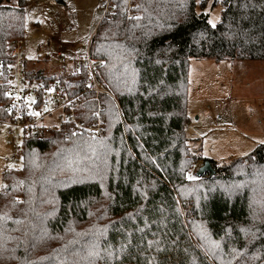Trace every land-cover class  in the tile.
Instances as JSON below:
<instances>
[{"label": "trees", "instance_id": "1", "mask_svg": "<svg viewBox=\"0 0 264 264\" xmlns=\"http://www.w3.org/2000/svg\"><path fill=\"white\" fill-rule=\"evenodd\" d=\"M207 1L132 0L127 17V0H112L90 44L109 91L99 96L104 134L65 124L21 140V166L2 172L0 264H57L74 249L77 264H264V143L219 165L189 153L184 131L190 58L264 60V0H213L222 7L215 25ZM24 15L25 0H0L2 55L23 38ZM62 79L71 94L86 85L84 74ZM95 110L90 100L77 117L87 122ZM205 160L214 175L191 183L188 169ZM190 184L182 209L177 194ZM104 191L98 227L73 232ZM56 239L64 244L54 261Z\"/></svg>", "mask_w": 264, "mask_h": 264}, {"label": "rangeland", "instance_id": "2", "mask_svg": "<svg viewBox=\"0 0 264 264\" xmlns=\"http://www.w3.org/2000/svg\"><path fill=\"white\" fill-rule=\"evenodd\" d=\"M212 1H207L203 12L208 14V22L215 25L220 19L222 7L220 4L213 6ZM63 2L58 4L54 0H25L24 55L32 72H48L53 65L46 58L49 54L48 41H52V45L53 40L65 44L63 52L70 56L86 53L89 42L102 20L98 0ZM131 9L127 6V17H132L129 12ZM53 48L50 47V51ZM188 82L186 94L188 120L184 131L188 138L189 153H199L219 165H224L248 155L257 145L264 143V60L215 61L207 58H190ZM111 98L116 102L113 93ZM49 121L54 123L57 119L54 117ZM112 150L118 152L115 147ZM21 162V157L15 154L14 142L7 135V127L0 124V192L5 186L2 172L10 168H19ZM201 164L199 161L195 167L187 171L186 178L193 184L198 178L197 167ZM106 173L103 169L96 175L97 177L101 175L99 177L101 184L105 183ZM206 174L207 172L203 175ZM189 176L195 179H189ZM78 177L88 178L83 173ZM193 184L183 186L177 194L182 209L190 205L188 200L183 203L182 197L186 200L184 191ZM108 198L107 192L104 191L102 197L92 204L89 224L77 225L73 232L84 231L86 230L84 227L97 228L99 224H95V221L104 215ZM87 243L90 248L89 240ZM63 244L62 239L51 241L50 245L54 247L53 260L55 252ZM77 253L78 250L74 249L67 254V257L73 260L62 259L56 263L67 264L70 261L77 264L80 254ZM82 255L88 256L89 250L82 252ZM44 257L48 259L49 255Z\"/></svg>", "mask_w": 264, "mask_h": 264}, {"label": "built area", "instance_id": "3", "mask_svg": "<svg viewBox=\"0 0 264 264\" xmlns=\"http://www.w3.org/2000/svg\"><path fill=\"white\" fill-rule=\"evenodd\" d=\"M98 6L102 18L110 16L114 10L112 0H98ZM127 6L133 7L132 0H127ZM90 44L91 40L86 53L70 56L63 52L65 44L53 40L52 45V41H48L46 58L53 65L48 72H32L24 55L23 38L7 41L4 54L0 52V124L7 127L15 153L25 136L41 135L46 129L65 124H69L72 131L90 137L104 134L105 119L99 96L109 91L99 79L103 61L91 55ZM79 73L85 75L86 85L71 94L62 78ZM90 100L96 102V110L90 120L83 122L77 117V111ZM54 117L57 122L51 123L49 119Z\"/></svg>", "mask_w": 264, "mask_h": 264}, {"label": "water", "instance_id": "4", "mask_svg": "<svg viewBox=\"0 0 264 264\" xmlns=\"http://www.w3.org/2000/svg\"><path fill=\"white\" fill-rule=\"evenodd\" d=\"M56 3L58 4H63V0H54ZM209 173L211 176L214 175L215 173V170L212 168L210 162L208 160H205L204 162H202L201 165H199L197 167V170H196V176L197 177H201L203 176V174L205 173Z\"/></svg>", "mask_w": 264, "mask_h": 264}, {"label": "snow or ice", "instance_id": "5", "mask_svg": "<svg viewBox=\"0 0 264 264\" xmlns=\"http://www.w3.org/2000/svg\"><path fill=\"white\" fill-rule=\"evenodd\" d=\"M188 178H189V179H195V177H192V176H189Z\"/></svg>", "mask_w": 264, "mask_h": 264}]
</instances>
